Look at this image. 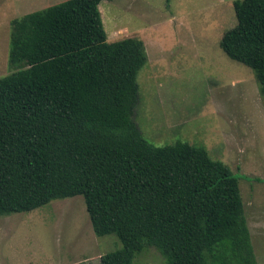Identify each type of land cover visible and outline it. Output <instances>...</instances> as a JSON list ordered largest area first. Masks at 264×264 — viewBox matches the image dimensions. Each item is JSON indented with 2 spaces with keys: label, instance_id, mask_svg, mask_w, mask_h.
I'll return each instance as SVG.
<instances>
[{
  "label": "trees",
  "instance_id": "16d2710c",
  "mask_svg": "<svg viewBox=\"0 0 264 264\" xmlns=\"http://www.w3.org/2000/svg\"><path fill=\"white\" fill-rule=\"evenodd\" d=\"M103 0H64L11 21L0 76V217L84 197L97 236L122 247L102 264H258L239 177L207 148L157 146L135 120L139 37L109 41ZM220 46L250 67L264 100V0H234Z\"/></svg>",
  "mask_w": 264,
  "mask_h": 264
},
{
  "label": "rangeland",
  "instance_id": "374dc122",
  "mask_svg": "<svg viewBox=\"0 0 264 264\" xmlns=\"http://www.w3.org/2000/svg\"><path fill=\"white\" fill-rule=\"evenodd\" d=\"M64 0H0V76L8 67L11 21ZM234 0H103L109 41L139 37L148 63L138 74L135 120L157 146H204L239 177L258 264H264V100L253 70L220 46L237 23ZM122 247L97 236L82 195L0 217V264H102ZM135 264H167L148 247Z\"/></svg>",
  "mask_w": 264,
  "mask_h": 264
}]
</instances>
